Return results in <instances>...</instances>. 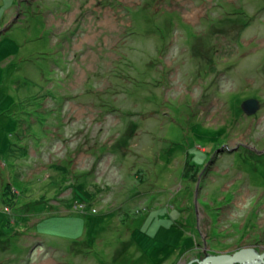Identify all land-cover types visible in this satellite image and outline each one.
Segmentation results:
<instances>
[{"label": "rangeland", "instance_id": "obj_1", "mask_svg": "<svg viewBox=\"0 0 264 264\" xmlns=\"http://www.w3.org/2000/svg\"><path fill=\"white\" fill-rule=\"evenodd\" d=\"M255 245L264 0H0V264Z\"/></svg>", "mask_w": 264, "mask_h": 264}, {"label": "water", "instance_id": "obj_2", "mask_svg": "<svg viewBox=\"0 0 264 264\" xmlns=\"http://www.w3.org/2000/svg\"><path fill=\"white\" fill-rule=\"evenodd\" d=\"M245 111L250 114L258 107V104L251 99L243 102ZM199 264H264V253H256L253 249H242L232 254L224 253L217 255L207 254Z\"/></svg>", "mask_w": 264, "mask_h": 264}, {"label": "bare ground", "instance_id": "obj_3", "mask_svg": "<svg viewBox=\"0 0 264 264\" xmlns=\"http://www.w3.org/2000/svg\"><path fill=\"white\" fill-rule=\"evenodd\" d=\"M33 98V97H32ZM245 98V97H244ZM242 99V98H241ZM246 99V98H245ZM248 99V98H247ZM246 99V100H247ZM249 99H252V98H250L249 97ZM27 113V112H26ZM201 114V113H200ZM199 113L197 114L198 116L200 115ZM199 120V119H198ZM17 123L19 122L18 120L16 121ZM189 128L190 127H192L191 125H189L188 126ZM170 144H174V143H170ZM176 151H178V148H176L175 149ZM193 166H197L196 164H193ZM92 185H93V187L94 188H96V187H98L99 186V184L96 182V181H93V183H91ZM91 187V186H90ZM98 189V188H97ZM84 203H78V205L79 206H84L85 204H87V202H89V203H92L91 205H93V203H94V201L92 200V201H87V199L85 200V201H83ZM57 226H54L53 228H56ZM64 228H68V226H65ZM72 229L74 230V231H76L77 230V228H75V227H72ZM55 232H57L58 234H66V236H68L69 234H67V233H63V232H58V231H56L55 230ZM53 233V232H52ZM74 242H76V240L74 239ZM76 244H77V242H76ZM249 249H253V251H255L256 253H261V251L259 250V248H258V246L257 245H255V246H251V247H249ZM73 252V251H72ZM206 252H208V251H206ZM225 253V252H224ZM226 253H228V252H226ZM207 254V253H206ZM228 254H232V253H228ZM206 256V255H205Z\"/></svg>", "mask_w": 264, "mask_h": 264}]
</instances>
